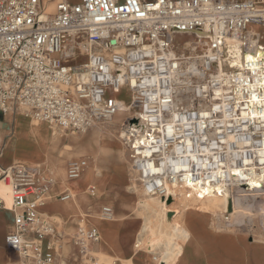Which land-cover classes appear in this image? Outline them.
I'll return each mask as SVG.
<instances>
[{"label":"built area","instance_id":"built-area-1","mask_svg":"<svg viewBox=\"0 0 264 264\" xmlns=\"http://www.w3.org/2000/svg\"><path fill=\"white\" fill-rule=\"evenodd\" d=\"M255 27L264 29V0H58L53 14L40 0H0V112L81 134L111 122L126 90L120 138L147 196L168 204L180 192L199 200L253 181L264 187V46ZM177 33L195 37L181 52ZM231 43L243 56L237 68L223 63ZM87 166L70 160L67 179ZM0 181L24 209L6 248L21 264H72L57 260L64 236L36 209L52 180L15 163L0 167ZM213 219L232 223L229 212ZM80 223L71 238L79 264H107L90 250L98 230Z\"/></svg>","mask_w":264,"mask_h":264},{"label":"crops","instance_id":"crops-1","mask_svg":"<svg viewBox=\"0 0 264 264\" xmlns=\"http://www.w3.org/2000/svg\"><path fill=\"white\" fill-rule=\"evenodd\" d=\"M68 1L77 3L79 0L75 2ZM57 2L58 0H40V5L45 12L48 4H52L53 11L46 14H53ZM82 59L80 58L79 61ZM66 133L76 134L70 131L51 130L45 124L24 116L19 110L7 114L0 112V167L4 168L19 163L39 170L52 180L47 198L57 201L61 200L63 195L69 194L70 197L65 200L69 201L71 198L70 186L62 182L61 170H64L66 181H76L67 179L66 165L70 160L86 157H74L77 156L75 153L66 150V148H73L75 145L72 139H66L63 136ZM80 154H83V152L78 153V155ZM87 160L90 167H95V170L89 175L90 181L87 184L88 191L91 188L94 189V195L92 196L89 193V205H83L82 209L99 215L101 208L108 206L112 209L113 216L117 218L107 226L111 252L107 254L108 257L106 258L121 257L126 264H154L155 261H151L148 258L134 259L138 252L135 250L138 248L135 243L138 234L136 237L135 235L141 220L140 216L131 217L134 213L132 207L135 202L121 200L119 196L111 202L103 203L101 200L104 195L116 193V189L122 190L120 185L104 182L103 180V175L109 173L112 166L101 168L97 163L98 157H92V159ZM130 172L133 176V181L142 190L136 176L131 171V167ZM82 176H87V173ZM116 194L118 195L119 192ZM0 199L3 202V208L0 209V264H21L18 254L6 248L5 238L13 229L14 216L22 213L24 209L13 208L10 188L1 181ZM95 199H98V201L94 202ZM116 199L119 200L117 201ZM114 209L118 212L116 215ZM135 211H138V207L135 208ZM38 213L43 220L55 224L56 228L64 236L57 260L59 262L79 264L78 249L72 244L71 238L81 225L80 220L65 223L55 217L57 215L56 212H48L50 216H44L39 211ZM181 218H183L186 229L189 232V240L183 246L181 254L171 264H264V232L262 234L254 233L257 236H253L254 234L243 230L239 231V229L234 231L220 230L213 227L212 219L207 213L189 212L184 217L181 216ZM118 219L123 220L121 229L118 225H113ZM83 225L95 227L91 224ZM119 231H122L123 238L121 242L116 236ZM99 243L100 240L97 244L92 245L90 250L100 259L99 255L102 254ZM160 264H163V262Z\"/></svg>","mask_w":264,"mask_h":264},{"label":"rangeland","instance_id":"rangeland-1","mask_svg":"<svg viewBox=\"0 0 264 264\" xmlns=\"http://www.w3.org/2000/svg\"><path fill=\"white\" fill-rule=\"evenodd\" d=\"M71 2H75L77 0H70ZM48 6L46 7L47 10ZM45 10V11H46ZM47 13H50L46 11ZM256 31L259 32L260 35L263 37L262 45L264 46V29L260 27L254 28ZM195 40V37L193 35H187V34H181L177 33L173 36V45L178 47V51H182L184 44L186 42H193ZM115 97L119 100H123L128 105L131 101V93L126 90H121L118 94L115 95ZM118 115V114H117ZM116 115V116H117ZM128 115V114H127ZM126 115V116H127ZM115 116V117H116ZM125 116V117H126ZM114 117V118H115ZM124 117V118H125ZM124 120V119H123ZM120 123H114V121L109 123H103V124H97L94 127L87 130L85 133L81 134H70L66 133L63 134V136L66 139H72V141L75 143L73 148H66V150H70L72 153H75L78 156H85L87 159H92V149L98 150V165L101 168H107L111 167L110 172L103 175L104 182H109L110 180H114L113 178L118 176L120 165L124 164L127 167V172L129 176V184L128 187L130 188L131 185L136 184L133 181V176L130 172V165H129V159L128 154L123 146V142L120 138ZM99 131L101 132L99 134ZM93 133H96V137ZM92 135V136H91ZM100 139V142L102 144L103 141H107L109 143H115L119 146V149L122 151V158L119 157V154L116 152L111 151L109 148L112 149L113 146L108 145H102V148H99V144L97 142V139ZM90 142V144H88ZM83 152V154L78 155V153ZM89 153V154H86ZM91 153V154H90ZM73 157V158H74ZM90 167V166H89ZM83 177V176H82ZM81 178V177H80ZM83 179V178H82ZM85 179V178H84ZM87 184L84 186L85 190V198L87 201H90L89 199V191L87 188ZM132 185V186H133ZM135 186V185H134ZM137 187V184H136ZM140 189V188H139ZM254 191L244 190V189H237L233 190L234 194H237L236 201L231 198L232 196L230 194V197L226 199V207L223 210L220 211H214L212 213H207L211 219L213 227L218 228L220 230H243L247 231V233L250 234H257V233H263L264 232V187L262 185H257ZM116 193L119 192L117 195L116 193L107 194L104 195V198H102V202H111L114 201L115 198L121 197V190L116 189ZM239 193V194H238ZM232 194V193H231ZM71 195V192H70ZM125 200H131L134 202L135 197L133 195H124L123 196ZM154 198V197H152ZM72 199V195L69 201H61V200H50L48 198H45L41 203L42 205L37 206V210L42 213L44 216H50L48 212H56L57 215L55 217L59 218L65 223H70L72 221L78 220V218H81L74 210L71 211H60L59 207L64 204H68ZM157 201H161L159 198H154ZM193 198L186 199L184 197V192H180L178 196H176L171 202L168 204H164L161 202L165 207H167L169 216H170V223L172 225H175L176 227H179L181 230V234H174L173 237V244L176 246L173 250H167L165 249V245L162 244V239H159V231L154 230L153 232L146 234L145 232L142 233V219L140 220V226L138 227V230H136V245H138L137 254L135 255L134 259H143L148 258L153 260V258H156L154 264H160L163 262V264H171L174 262V260L181 254L183 246L188 243L189 240V232L186 229V224L184 223V220L182 217H184L187 213L191 211L190 206L188 203H186L185 200H192ZM117 201L119 199H116ZM98 199H95L94 202H97ZM137 207V204L134 203L132 207V211L134 212L131 217L136 218V216H140L138 214V211H135V208ZM115 211V215L118 213ZM225 212H229L232 215V223L229 226H224L223 224H216V222L213 219V216L223 214ZM116 217V216H115ZM142 217V216H140ZM82 218L86 219L83 224H91L95 226L99 232H100V252L102 255H99L100 261L104 263H111L112 261H116L119 264H126L123 258L121 257H113V258H106L108 257L107 254H109L110 247H109V239L106 237L105 233V227L103 226L104 221L101 220L100 215H96L94 219L88 220L85 216H82ZM113 218V217H112ZM117 219V218H114ZM182 219V220H181ZM112 220V219H111ZM122 219H118L117 222H114L113 225H118V227L121 229L122 226ZM253 236H257V235ZM120 242L122 241V231H119L116 235ZM186 237H188L187 242H185ZM156 239L161 240V242L156 241ZM166 251V252H165ZM129 264V263H128Z\"/></svg>","mask_w":264,"mask_h":264},{"label":"bare ground","instance_id":"bare-ground-1","mask_svg":"<svg viewBox=\"0 0 264 264\" xmlns=\"http://www.w3.org/2000/svg\"><path fill=\"white\" fill-rule=\"evenodd\" d=\"M48 12H52L53 11V5L52 4H48V8L47 10ZM45 11V13H47ZM256 28V27H255ZM254 29V28H253ZM255 30V29H254ZM259 33V32H258ZM262 39V35H259ZM263 41V40H262ZM262 43V42H261ZM190 44V42H186L184 44V46L187 48V46ZM263 44V43H262ZM243 59V56H241L240 52H239V47L237 44H227V46L225 47L224 50V56H223V63L224 64H229L231 67L233 68H237L240 65L241 60ZM120 104L123 106L122 107V111L113 119L114 123H122L124 117L127 115L128 113V109H129V105L128 103H126L123 100H119ZM24 115V114H23ZM25 116V115H24ZM35 121V120H34ZM85 133V132H84ZM101 132L99 131V134ZM97 136L96 133H93V137ZM92 136V135H91ZM97 142L99 144V148H102V145H108V146H113L112 149L109 148L111 151L116 152L117 154H119V157L122 158V151L119 149V146L115 143H109L107 141H103L102 144L100 142V139H97ZM88 144H90V142H88ZM98 150H93L92 149V157L97 158L98 156ZM88 158V157H87ZM93 170H95V167H89V165L87 166L84 174L87 173V176L81 177L78 180L74 181V182H68L65 180L64 178V170H61V176H62V182L63 183H67V185L70 186V192L72 195V199L68 204H64L61 205L59 207L60 211H71L74 210L76 212V214H78L81 218H78V220H81L82 223H84V221L86 219L82 218V216H85L88 220H92L94 219V217H96V214L92 213V212H88V211H84L82 209L83 205L88 206L90 201H87V199L85 198V190H84V186L86 183H88L90 181L89 179V175L93 172ZM83 178V179H82ZM85 178V179H84ZM114 180H110V182L116 184V185H120V187L122 188L121 191H123L121 193V197L119 199L121 200H125V198L123 197L124 195H133L135 197L134 202L137 204L138 207V214L142 219V229L141 232L142 233H152L154 234V230L159 231V239H156V241L161 242L162 244L165 245V249L167 250H173L175 249V245L173 244V235L174 234H181V230L179 229V227H176L175 225H172L170 223V214L168 212L167 207H165L161 202L162 201H157L156 199L147 196L142 190H140L138 188V186L136 187V184H132L131 187H128L129 184V176H128V172H127V167L122 164L120 165V169H119V173L118 176L113 178ZM251 189L249 191H254L253 189L256 188L255 186H257L259 183H256L255 181L251 182ZM235 190L239 189V188H234ZM230 193H226L224 195L221 196H216V195H211V196H206L203 197L202 199H192V200H185L186 203L189 204L191 211L190 212H196V213H212L214 211H220L223 210L226 207V199H228L230 197V195L232 196L231 198H233L235 201L237 199H239L237 197V194H234L233 190ZM232 193V194H231ZM230 194V195H228ZM239 194V193H238ZM61 201H65V200H61ZM42 205V203L40 204ZM98 216V215H97ZM112 220L109 218H104L101 217V220L106 222L103 224V226L105 227V233H106V237L109 239V234H108V230H107V226L109 225L110 222L114 221V216H112ZM87 221V220H86ZM188 237H186L185 242H187ZM136 247H138V245H136ZM165 251V252H166ZM156 259V258H154Z\"/></svg>","mask_w":264,"mask_h":264}]
</instances>
